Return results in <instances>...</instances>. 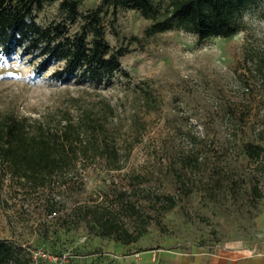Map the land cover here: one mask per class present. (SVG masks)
<instances>
[{
	"label": "rangeland",
	"instance_id": "rangeland-1",
	"mask_svg": "<svg viewBox=\"0 0 264 264\" xmlns=\"http://www.w3.org/2000/svg\"><path fill=\"white\" fill-rule=\"evenodd\" d=\"M155 2L164 7L167 0ZM60 18L55 1L39 22ZM152 21L135 8L118 9L106 37L128 49L121 57L127 75L102 82L56 79L57 65L38 75L25 58L0 55V112L38 117L73 97L89 104L97 96L88 92L99 91L125 105L117 118L125 124L120 138L133 144L122 169L98 164L53 192L26 191L0 174V239L14 246L21 264H49L44 253L66 256L67 264H133L127 259L133 252L213 248L257 234L264 212V88L249 55L264 52V2L247 7L242 31L203 41L184 29L148 31ZM139 85L151 88L156 107L142 104L144 127L136 132L128 123L141 103ZM248 143L263 147L259 159L247 154ZM104 212L122 234L145 231L125 244L102 233L96 220Z\"/></svg>",
	"mask_w": 264,
	"mask_h": 264
},
{
	"label": "trees",
	"instance_id": "trees-1",
	"mask_svg": "<svg viewBox=\"0 0 264 264\" xmlns=\"http://www.w3.org/2000/svg\"><path fill=\"white\" fill-rule=\"evenodd\" d=\"M55 1H59L62 18L40 23L41 10ZM87 1L94 0H0V55L25 58L38 75L57 65L51 73L56 79L102 82L116 73L127 75L121 57L128 49L112 45L106 37L108 27L115 29L119 8H135L152 18L148 31L184 29L203 41L242 31L245 10L259 0H167L164 7L155 0H99L86 6ZM249 59L264 88V52L252 51ZM138 87L136 97L141 103L130 112L128 123L136 132L144 127L139 110L142 104L146 110L156 107L151 88ZM89 93L97 99L88 104L81 96L73 97L38 117L0 112L2 177L16 180L29 192H53L82 179V171L89 167L99 164L104 170L122 169L133 148L132 142L120 138L125 124L117 118L119 108L126 110L125 105L112 103L99 91ZM262 151L260 144H246L250 157L259 159ZM253 191L258 197L262 195L257 183ZM174 204L171 202V207ZM104 214L109 217L104 212L96 220L102 233L112 234L125 244L136 241L145 231L134 236L125 229L122 234L116 226L118 221L108 218L105 222ZM21 262L14 246L0 239V264Z\"/></svg>",
	"mask_w": 264,
	"mask_h": 264
},
{
	"label": "crops",
	"instance_id": "crops-1",
	"mask_svg": "<svg viewBox=\"0 0 264 264\" xmlns=\"http://www.w3.org/2000/svg\"><path fill=\"white\" fill-rule=\"evenodd\" d=\"M252 238L220 243L213 248H151L127 255L133 264H264V212ZM126 264V260H122Z\"/></svg>",
	"mask_w": 264,
	"mask_h": 264
},
{
	"label": "built area",
	"instance_id": "built-area-1",
	"mask_svg": "<svg viewBox=\"0 0 264 264\" xmlns=\"http://www.w3.org/2000/svg\"><path fill=\"white\" fill-rule=\"evenodd\" d=\"M54 214H56V212H53ZM52 213V214H53ZM45 257H48L47 261L49 262V264H67L68 262V259L66 258V256H57V255H50V254H47V253H44L43 254ZM53 262V263H52Z\"/></svg>",
	"mask_w": 264,
	"mask_h": 264
}]
</instances>
